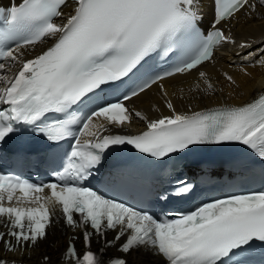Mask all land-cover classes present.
Returning a JSON list of instances; mask_svg holds the SVG:
<instances>
[{
  "label": "snow or ice",
  "instance_id": "1",
  "mask_svg": "<svg viewBox=\"0 0 264 264\" xmlns=\"http://www.w3.org/2000/svg\"><path fill=\"white\" fill-rule=\"evenodd\" d=\"M261 9L264 0H214L205 33L197 26V0H9L0 6V105L6 106L0 107V145L19 128L52 144L75 140L52 182L0 173V252L13 256H0V264H22L14 257L35 251L61 221L82 230L84 250L72 237L56 264H102L92 238L109 231L115 237L106 246L121 242V256L108 264H129L127 256L141 250L162 264H247L233 257H244L257 242L264 245V191L230 195L169 218L107 198L84 182L103 154L120 145L163 160L195 145L235 142L264 159V92L242 105L179 111L161 83L196 70L205 86L197 83L196 89L213 94L215 86L200 68L227 45L237 55L253 47L223 26L240 14L264 18ZM38 44L47 46L27 58ZM154 56L171 67L153 74L146 66ZM259 63L264 65V56ZM223 77L239 87L229 73ZM153 85L169 114L152 119L127 107ZM109 91L115 99L107 98ZM134 117L144 123L143 131L111 133L112 126L126 128ZM73 125L79 126L75 132ZM176 183V196L190 190L186 182ZM42 264H53L51 256L43 254Z\"/></svg>",
  "mask_w": 264,
  "mask_h": 264
},
{
  "label": "bare ground",
  "instance_id": "2",
  "mask_svg": "<svg viewBox=\"0 0 264 264\" xmlns=\"http://www.w3.org/2000/svg\"><path fill=\"white\" fill-rule=\"evenodd\" d=\"M1 3L7 4L9 0H0ZM19 2V0H15ZM197 5L202 19L210 17L211 3L210 0H197ZM67 11V9H65ZM264 12V9L259 10ZM211 18V17H210ZM225 30H231V34L237 42L250 41L253 44L251 49H246L242 54L237 55V49L232 45H227L222 49H218L213 62L206 63L201 71L207 72L211 82L214 84L216 91L213 94L205 95L199 89H196V84H200V88L205 86L199 80L198 71L193 70L191 74L176 75L166 78L161 83L164 84L168 92V99H171L179 111H186L189 107L193 111L221 106V105H240L250 101L258 93L264 90V65L259 63L264 56V18H251L246 14H240L236 19L229 24L223 26ZM47 45H36L35 50L31 51L27 58L39 54ZM252 52L253 55H247ZM248 73L245 75V71ZM227 72L236 80V86H230L224 79L223 73ZM191 89V91H190ZM132 110L140 111L149 118H158L162 114H169L164 106V97L158 86L153 85L150 90L141 94L138 98H133L130 101ZM135 130L145 128L142 121L133 118ZM58 212V210H57ZM77 235L74 241L77 250L81 253L84 250L82 230L75 232L66 226L62 221L55 224L49 231L48 239L40 244L35 251H29L26 256L22 257L17 254L14 258L30 264H42L43 254H48L52 258L53 264L60 259L61 254L65 251L68 241ZM115 232H108L104 239L92 238V250L100 249L104 257L111 255H120L115 246H106V240H114ZM1 256L12 259V254L6 251L0 252ZM129 263L142 262L147 264H162L159 257L133 251L127 256ZM62 262V260H61Z\"/></svg>",
  "mask_w": 264,
  "mask_h": 264
}]
</instances>
